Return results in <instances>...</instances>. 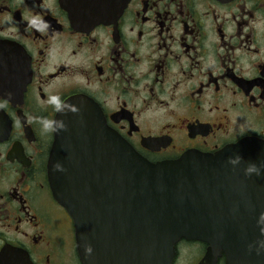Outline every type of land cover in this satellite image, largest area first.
<instances>
[{
    "label": "flooded vegetation",
    "instance_id": "flooded-vegetation-1",
    "mask_svg": "<svg viewBox=\"0 0 264 264\" xmlns=\"http://www.w3.org/2000/svg\"><path fill=\"white\" fill-rule=\"evenodd\" d=\"M9 92L0 264H83L50 187L56 134L37 122L59 119L49 98L90 101L152 163L264 141V0H0V100ZM258 240L252 230L250 257L264 260ZM212 243L182 238L170 264H238Z\"/></svg>",
    "mask_w": 264,
    "mask_h": 264
},
{
    "label": "water",
    "instance_id": "water-1",
    "mask_svg": "<svg viewBox=\"0 0 264 264\" xmlns=\"http://www.w3.org/2000/svg\"><path fill=\"white\" fill-rule=\"evenodd\" d=\"M64 109L78 128L56 134L48 176L73 219L83 264H170L182 238L213 241L238 264H264L248 250L250 232L263 227L264 171L244 173L264 162V141L152 163L107 128L90 101L71 98ZM81 120L89 121L84 128ZM57 162L65 171L54 170Z\"/></svg>",
    "mask_w": 264,
    "mask_h": 264
},
{
    "label": "clouds",
    "instance_id": "clouds-1",
    "mask_svg": "<svg viewBox=\"0 0 264 264\" xmlns=\"http://www.w3.org/2000/svg\"><path fill=\"white\" fill-rule=\"evenodd\" d=\"M7 99L0 100V109H4L8 106L12 99V93H6ZM50 104L54 106V109L57 113H59L61 116L65 115L64 108H63V101L61 98L57 95L51 96L49 98ZM37 122H39L42 126V131L44 133H55L59 134L60 132L66 131L67 126L63 119H46L44 117L37 118ZM20 121H17V124L19 125ZM241 160V157L239 155L231 156L228 158V163L235 166L237 165ZM54 170L56 171H65V169L62 167L60 163H56L54 165ZM262 171H264V162H261L259 165L257 164H249L245 169L244 173L245 175H251L255 174L256 176H260L262 174ZM264 223V213H262L259 217L258 224ZM261 233L264 234V227H261ZM249 250L252 249V245L250 244ZM86 250L91 252V247L86 245ZM261 251H264V240H258L256 242V252L257 255L260 254Z\"/></svg>",
    "mask_w": 264,
    "mask_h": 264
}]
</instances>
